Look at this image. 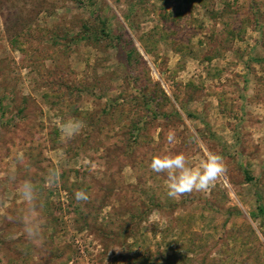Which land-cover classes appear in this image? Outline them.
Segmentation results:
<instances>
[{
	"label": "rangeland",
	"instance_id": "rangeland-1",
	"mask_svg": "<svg viewBox=\"0 0 264 264\" xmlns=\"http://www.w3.org/2000/svg\"><path fill=\"white\" fill-rule=\"evenodd\" d=\"M209 151L207 191L150 168ZM260 208L264 0H0V264H264Z\"/></svg>",
	"mask_w": 264,
	"mask_h": 264
},
{
	"label": "clouds",
	"instance_id": "clouds-1",
	"mask_svg": "<svg viewBox=\"0 0 264 264\" xmlns=\"http://www.w3.org/2000/svg\"><path fill=\"white\" fill-rule=\"evenodd\" d=\"M84 122L76 119H69L62 123L60 128L61 139L65 142L78 135L84 128ZM168 143L176 141L175 134L169 132L166 137ZM150 168L155 173H166L167 175V195L177 198L192 192L207 191L217 180L225 173L226 165L222 156L214 152H207L205 156L192 163L188 156L183 152L165 153L155 155L151 158ZM51 176L58 174L55 171ZM21 196L31 206L36 199L34 185L25 181L21 186ZM77 202H87L88 194L84 190H77L74 193ZM30 212L34 208L30 207ZM24 232L30 240H36L40 237V225L32 215H26L23 218Z\"/></svg>",
	"mask_w": 264,
	"mask_h": 264
},
{
	"label": "trees",
	"instance_id": "trees-1",
	"mask_svg": "<svg viewBox=\"0 0 264 264\" xmlns=\"http://www.w3.org/2000/svg\"><path fill=\"white\" fill-rule=\"evenodd\" d=\"M260 211H261V212H263V211H264V209H263V208H260Z\"/></svg>",
	"mask_w": 264,
	"mask_h": 264
}]
</instances>
